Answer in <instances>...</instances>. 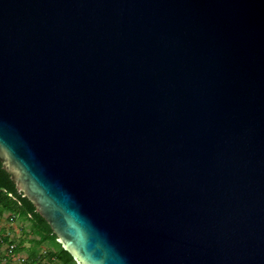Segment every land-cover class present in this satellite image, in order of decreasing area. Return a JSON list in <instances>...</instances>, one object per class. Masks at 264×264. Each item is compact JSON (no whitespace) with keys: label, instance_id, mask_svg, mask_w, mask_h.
<instances>
[{"label":"water","instance_id":"1","mask_svg":"<svg viewBox=\"0 0 264 264\" xmlns=\"http://www.w3.org/2000/svg\"><path fill=\"white\" fill-rule=\"evenodd\" d=\"M0 162L77 264H264V0H0Z\"/></svg>","mask_w":264,"mask_h":264},{"label":"trees","instance_id":"2","mask_svg":"<svg viewBox=\"0 0 264 264\" xmlns=\"http://www.w3.org/2000/svg\"><path fill=\"white\" fill-rule=\"evenodd\" d=\"M4 211L11 212L18 219L28 220L32 232L38 237H33L31 242L39 245L49 242L53 249L45 251L46 255L39 254L36 250L29 253L28 263H41L42 257H48L51 262L60 264H77L72 255L57 242L56 235L52 232L46 220L36 211L33 203L16 188L10 174L2 167L0 162V214ZM2 242V239H0ZM46 264V263H44Z\"/></svg>","mask_w":264,"mask_h":264},{"label":"crops","instance_id":"3","mask_svg":"<svg viewBox=\"0 0 264 264\" xmlns=\"http://www.w3.org/2000/svg\"><path fill=\"white\" fill-rule=\"evenodd\" d=\"M27 223H29L28 220L18 219L9 211L0 214V239H2L0 242V264H22L21 260L24 264H31L28 263L30 257L26 247L33 237L28 240L23 233V227ZM19 233H22L20 237H18ZM11 245H14L13 249H10ZM20 252H26L29 258L24 259L25 257H22Z\"/></svg>","mask_w":264,"mask_h":264},{"label":"rangeland","instance_id":"4","mask_svg":"<svg viewBox=\"0 0 264 264\" xmlns=\"http://www.w3.org/2000/svg\"><path fill=\"white\" fill-rule=\"evenodd\" d=\"M29 223L25 224V226L23 227V233H25V237L28 239L32 238V237H38L36 236V234H34L31 230V228L29 227L30 225H28ZM22 235V233H19L18 234V237H20ZM31 236V237H30ZM28 239V240H29ZM29 245H27V251L30 253L32 251H37L39 254H43V255H46L45 251H47L48 249H53V246H51V244L47 241V242H44L42 244H39V245H36V244H33L31 241L28 243ZM21 255H23L22 257H25L24 259L28 258L27 257V253L26 252H20ZM40 264H57L56 262H51L49 260V258L46 256L45 258L42 257L41 260H40ZM20 263L24 264V262L21 260Z\"/></svg>","mask_w":264,"mask_h":264},{"label":"built area","instance_id":"5","mask_svg":"<svg viewBox=\"0 0 264 264\" xmlns=\"http://www.w3.org/2000/svg\"><path fill=\"white\" fill-rule=\"evenodd\" d=\"M13 248H14V245H11V246H10V249H13Z\"/></svg>","mask_w":264,"mask_h":264}]
</instances>
